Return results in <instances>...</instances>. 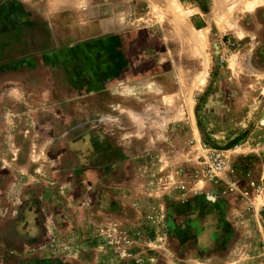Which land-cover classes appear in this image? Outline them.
Instances as JSON below:
<instances>
[{
    "label": "rangeland",
    "instance_id": "1",
    "mask_svg": "<svg viewBox=\"0 0 264 264\" xmlns=\"http://www.w3.org/2000/svg\"><path fill=\"white\" fill-rule=\"evenodd\" d=\"M14 1L17 0H0V7L13 4ZM20 1L53 3L54 6L56 3L68 4L85 12L83 18L86 23L102 22V19L116 10L121 12V19L122 12L131 6L130 0ZM141 1L144 2L143 7H147L148 3H155V24L151 23L148 41H143L138 36L147 32L146 28L140 27L143 24L135 25L122 21L123 30L126 32L123 35V48L127 49L128 45H132V53L138 55L134 59L139 60L138 65L142 70L131 76L123 74V83H125L123 85L126 88L122 87L120 90L123 91L124 96L152 94L154 118L149 119V122L144 121L139 127L140 130L146 129L153 124L154 137L129 135L123 137L120 145L122 152L117 154V157L121 158L119 166H122L123 179L133 176L134 173L139 176L144 174L151 179L148 184L142 185L151 193L148 195L149 198H157L153 197L152 193L163 190L159 195L162 202L152 204L149 211L144 209L139 217V223L143 222V218L155 227H159L163 233L170 234L168 239L162 232L155 235V244L152 245L151 250L160 258L162 253H168V247L162 248L163 244L167 243L165 239L171 241V246L179 242L178 240L182 241L183 246L187 245V248L195 246L197 240L194 233H186L182 236L179 232L178 226L184 228L183 224L186 223L185 216H176L175 229L168 228L171 227L168 223L169 217L165 221L160 216L163 213L168 216V209L177 210V207L181 206H185V209L193 207L195 203L187 202L186 199L202 195L204 200L200 204L206 215L202 216L201 225L205 224L204 229L205 226L213 228L212 239L218 243L214 245L215 247H206L205 254L209 257L225 255L234 246V264H264V216H262L264 207L259 217L256 212L248 208L264 200V191L255 192L249 186V182L245 183L242 180V177L244 179L248 177V167L252 164L245 163L246 158L235 159V153L228 151L234 146L231 142L239 141L250 129L264 128V9L235 7L232 0H218V8L212 7L211 0H179L178 6H182L179 8L187 15L186 21L176 17L169 23L168 20L165 21L160 15L158 16L162 13V9L158 7L167 6L169 0ZM88 12H90L89 17L86 16ZM70 20L72 19H66V21ZM100 37L104 36L99 32H92L85 37L77 35L60 41L57 46L60 52L42 56V62L50 67L59 64L64 67L68 65L69 68L78 71L92 70L96 64H106L105 59L100 56L99 50L103 46ZM6 38V31L0 25V55L3 49L8 50L4 54L7 56H0V241L8 236L16 239L19 237L17 231L9 232L8 225L10 216L19 220L21 202L18 199V183L22 174L19 166L25 163L23 146L29 143L27 142L29 131L34 128L32 120H26L27 117H32L30 114L32 106L17 104L14 98L24 93L36 96L35 89L8 88L19 77L17 70L24 68L28 63H26L27 58L18 57V42L13 41L10 44L6 42ZM110 44L111 42L109 47H112ZM117 47H121L120 44H117ZM28 59L30 64L35 61V58ZM109 60L110 58L107 62ZM84 75L85 80L89 81L90 72ZM76 76L82 79L83 74L77 72ZM138 79L146 85L132 91L130 80ZM78 89L80 97H91L94 103L105 98L114 101L116 97L109 92L110 90ZM151 107V105H142L140 112L149 116ZM114 108L112 105L109 106L108 112H116ZM18 111H27L24 113L27 117L21 115L22 117L19 118ZM106 124L109 131L116 129L117 132L122 130L124 133L126 130H131V124L125 120L116 123L109 121ZM110 140L114 141V138L110 137ZM33 142L34 138L30 140V143ZM212 152L220 154L225 160L226 165L221 172H211L207 167V157ZM32 155L35 159L31 163L33 167L41 157L38 158L35 153ZM12 176L16 178L17 185H8ZM230 181L240 185L239 187L242 188L240 193L245 191V195L243 192L239 195L245 198L246 207L240 206L243 201L240 202L238 198L236 204L225 200L228 196L227 184L230 185ZM206 182L218 187L221 198H224L223 202L216 204L212 200L213 192L209 185H205ZM181 185L185 188L181 189ZM163 197L172 200L166 201ZM99 201L96 202V206L102 207L105 203L103 201L98 204ZM180 204L182 205L179 206ZM232 205L240 213L241 210L245 212V218L238 217L240 222L245 219L244 222L248 224L245 227L248 231L245 233L235 227L237 220L233 222L234 230H230L228 221L231 217L228 218L226 212L233 209ZM107 207L122 209L123 221L121 225L118 223L115 226L113 223L110 227L112 231H106L103 237L106 236L105 240L108 238L110 243L114 244V250L119 258L134 257L131 254L132 249L128 246L135 240L134 236L140 237V235L138 233L132 235L136 224L130 222L133 213L131 206L125 204L114 206V203H107ZM134 207L139 208L136 204ZM218 210L222 213L220 217L208 216L209 212ZM237 211L235 214H238ZM106 228L109 230V226ZM58 239H66V237L53 236L54 241ZM169 255L171 258L177 257L173 254Z\"/></svg>",
    "mask_w": 264,
    "mask_h": 264
},
{
    "label": "crops",
    "instance_id": "2",
    "mask_svg": "<svg viewBox=\"0 0 264 264\" xmlns=\"http://www.w3.org/2000/svg\"><path fill=\"white\" fill-rule=\"evenodd\" d=\"M211 1L212 7L218 8L219 1ZM232 1L235 7L264 9V0ZM143 3L141 0H130L131 6L122 12L121 19V12L116 10L102 19V22H98L99 24L94 21L84 22L85 12L64 3L61 5L56 3L54 6L53 3L38 4L17 0L13 4L9 3V5L0 7V25L7 34L5 40L7 43L18 42V57L27 58L26 63H28L24 68L17 70L19 77L8 88L36 90V96L24 93L14 98L17 104L32 106L30 119L26 116L27 114H24L27 111H18V115H20L19 118L25 115L26 120H32L34 128L29 131L27 141L29 143L23 146L25 163L19 166V171L22 173L18 183V199L21 202L19 220L10 216L8 225L9 232L17 231L19 237L16 239L8 236L0 241V264L235 263L234 246L225 255L209 257L204 252L206 247L212 248L218 243L212 239L211 229L213 228L205 226L204 229L205 224L201 225L202 216L206 215L200 204L204 200L202 195L186 199L187 202L195 203L193 207L185 209V206L180 204L181 207H177L178 211L174 208L167 210L169 211L168 223L171 226L168 228H177L175 227L176 216H185L186 223L183 224L184 228L178 226L179 232L182 236L186 233H194L197 240L194 247L183 246L181 240L171 246V241L166 240L170 238V234L163 233L159 227H155L143 218V222L139 223V217L144 209L149 211L152 204L162 202L159 195L163 190L152 193L153 197L159 199L149 198L148 195L151 193L142 185L148 184L151 181L150 178L145 177L144 174L139 176L134 173L133 176L123 179L121 175L122 166H119L121 158L117 157V154L122 152L120 145L123 137H128V135L130 137H154L153 124L150 126L151 129L149 127L140 130L139 127L144 121L149 122V119L154 118L152 94L124 96L123 91L120 90L122 87L126 88L123 85L125 84L123 74L131 76L142 70L138 65L139 60L134 59L138 55L132 53V45H128L127 49L123 48V35L126 32L123 30L122 21L135 25L143 24L140 27L147 29L146 34H137L143 41H148L150 26L155 24V3H148L147 7H143ZM178 3L179 0H169L167 6L158 7L162 9V13L158 16L160 15L165 21L168 20L169 23L176 17L186 21L187 15L179 8L182 6H178ZM89 15L90 12L86 16L89 17ZM65 17L72 20L66 21ZM92 32H99L104 36L100 37L103 46L99 51L106 64H96L92 70L78 71L69 68L68 65L64 67L59 64L50 67L42 62V56L60 52L57 47L60 41L77 35L85 37ZM110 42L111 48L109 47ZM117 44L121 47H117ZM7 51L3 49L0 56H7L4 55ZM142 55L145 54L142 53ZM28 58H35L34 65L30 64ZM108 58L110 60L107 62ZM77 72L83 74L82 79L76 76ZM88 72L91 75L89 81L85 80L84 75ZM91 78H93L92 81ZM130 84L132 91L146 85L139 79L130 80ZM78 88L110 90L109 92L116 97L114 101L105 98L94 103L91 97H80ZM111 105L115 107L116 112H108L107 108ZM142 105L152 106L149 116L140 112ZM124 120L131 124V130H126L125 136L122 130L118 132L116 129L107 130V122L115 121L116 123ZM110 137H113L114 141H111ZM33 138L34 142L30 143ZM228 151L235 153V159L246 158L245 163L252 164L248 167V177L246 179L242 177L245 183L264 181V128L250 129ZM32 153H35L38 158L41 157L33 167L31 163L35 159ZM15 180L16 178L12 176V180L7 182L8 185H17ZM205 185L210 186L213 192L212 200L216 204L223 202L224 198H221L222 195L217 186L208 182ZM230 185L227 184L228 196L225 200L236 204L238 198L240 202L243 201L240 206L245 205L246 207L245 198L239 195L243 192L240 193L242 190L240 185L237 182L234 186ZM235 190L238 191L235 192ZM243 193L245 195V191ZM98 200H100L98 204L103 201L105 204L97 207ZM163 200L172 199L163 197ZM107 203H114V206L117 204L131 206L132 210H130L133 213L130 222L136 224L132 235L137 233L140 235V237L134 236L135 240L128 246L132 249L131 254L134 257L119 258L114 250V244L110 243L108 238L105 240L106 236L103 237L106 231H112L110 227L113 223L116 226L118 223L122 224L123 221L122 209H116V207L110 209ZM134 204L139 208H135ZM232 207V210L226 212L227 217H231L228 221L230 230H234L233 222L237 220L235 227L245 233L248 231L245 228L248 224L244 222L245 219L240 222L238 218L239 216L245 218V212L241 210L240 213L234 209L236 208L234 205ZM262 207H264V200L248 208L256 212L259 217ZM235 211L238 214H235ZM209 213V217L217 215L220 217L222 214L219 210ZM108 226L109 230L106 228ZM161 232L164 237L166 236L165 241H167V245L164 243L162 248L168 247L169 252L162 253L160 258L151 248L155 244L154 236ZM55 235L56 237L65 235L66 239L54 241L53 236ZM169 254L177 257L171 258Z\"/></svg>",
    "mask_w": 264,
    "mask_h": 264
},
{
    "label": "built area",
    "instance_id": "3",
    "mask_svg": "<svg viewBox=\"0 0 264 264\" xmlns=\"http://www.w3.org/2000/svg\"><path fill=\"white\" fill-rule=\"evenodd\" d=\"M206 164H207L209 171H211V172H221L226 165L223 157L216 152H212L211 154H209V156L207 157ZM248 184L251 187V189L255 192L264 191V181L257 182V183L254 181H250ZM231 185H233V186L236 185V182L232 181ZM180 188L184 189L185 186L181 185ZM262 216H264V211H262ZM160 217L163 218V220H165V221H167V219H168V216L165 213L161 214Z\"/></svg>",
    "mask_w": 264,
    "mask_h": 264
},
{
    "label": "trees",
    "instance_id": "4",
    "mask_svg": "<svg viewBox=\"0 0 264 264\" xmlns=\"http://www.w3.org/2000/svg\"><path fill=\"white\" fill-rule=\"evenodd\" d=\"M237 140H233L231 143H235Z\"/></svg>",
    "mask_w": 264,
    "mask_h": 264
}]
</instances>
